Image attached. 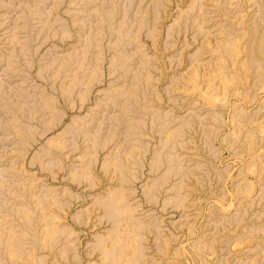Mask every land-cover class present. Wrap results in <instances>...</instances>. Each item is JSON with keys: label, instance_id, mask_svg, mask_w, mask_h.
Listing matches in <instances>:
<instances>
[{"label": "rangeland", "instance_id": "rangeland-1", "mask_svg": "<svg viewBox=\"0 0 264 264\" xmlns=\"http://www.w3.org/2000/svg\"><path fill=\"white\" fill-rule=\"evenodd\" d=\"M0 264H264V0H0Z\"/></svg>", "mask_w": 264, "mask_h": 264}]
</instances>
